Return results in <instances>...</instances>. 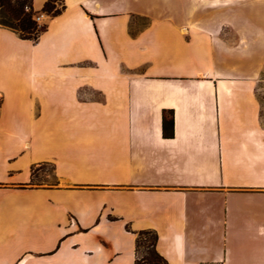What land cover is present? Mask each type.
I'll use <instances>...</instances> for the list:
<instances>
[{"label":"crops","instance_id":"crops-1","mask_svg":"<svg viewBox=\"0 0 264 264\" xmlns=\"http://www.w3.org/2000/svg\"><path fill=\"white\" fill-rule=\"evenodd\" d=\"M178 1L0 25V264H133L140 230L168 264H264V0Z\"/></svg>","mask_w":264,"mask_h":264},{"label":"trees","instance_id":"trees-1","mask_svg":"<svg viewBox=\"0 0 264 264\" xmlns=\"http://www.w3.org/2000/svg\"><path fill=\"white\" fill-rule=\"evenodd\" d=\"M60 1L56 6L55 2ZM65 8L63 0H47L43 3L40 12L51 17L61 13ZM37 11L33 8V0H0V25L9 27L18 33L19 38L37 41L40 34L46 29V24H38L34 19ZM162 136H173V111L163 110L161 114ZM33 169L29 184L33 182ZM135 237V259L133 264H168L157 252V234L153 230L137 231Z\"/></svg>","mask_w":264,"mask_h":264},{"label":"rangeland","instance_id":"rangeland-1","mask_svg":"<svg viewBox=\"0 0 264 264\" xmlns=\"http://www.w3.org/2000/svg\"><path fill=\"white\" fill-rule=\"evenodd\" d=\"M179 2L177 0V7H179ZM56 6L60 5V1L55 2ZM258 6H264L262 3H257ZM257 7V6H256ZM37 12L35 13L36 16L43 15L45 13L40 12V10H36ZM216 11H212V14H214ZM40 24V21L37 22ZM257 95L258 98L261 102V113H262V123L264 124V79L259 81L257 85ZM31 169H33V182L36 184H41V183H52L55 182V177L53 174V167L49 163H41L39 165L32 166Z\"/></svg>","mask_w":264,"mask_h":264},{"label":"built area","instance_id":"built-area-1","mask_svg":"<svg viewBox=\"0 0 264 264\" xmlns=\"http://www.w3.org/2000/svg\"><path fill=\"white\" fill-rule=\"evenodd\" d=\"M42 15L40 16H34V19L39 22L41 19ZM199 264H225L224 260H219V261H211V262H201Z\"/></svg>","mask_w":264,"mask_h":264}]
</instances>
